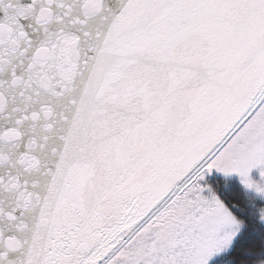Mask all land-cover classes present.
I'll return each mask as SVG.
<instances>
[{"label":"snow or ice","instance_id":"6c2138e0","mask_svg":"<svg viewBox=\"0 0 264 264\" xmlns=\"http://www.w3.org/2000/svg\"><path fill=\"white\" fill-rule=\"evenodd\" d=\"M0 264H264V0H0Z\"/></svg>","mask_w":264,"mask_h":264}]
</instances>
